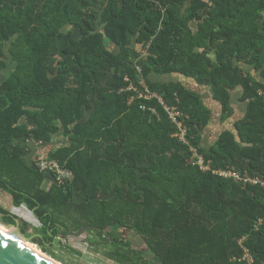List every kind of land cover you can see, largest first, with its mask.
<instances>
[{"label":"trees","instance_id":"trees-1","mask_svg":"<svg viewBox=\"0 0 264 264\" xmlns=\"http://www.w3.org/2000/svg\"><path fill=\"white\" fill-rule=\"evenodd\" d=\"M172 73L208 87L222 120L239 88L242 117L199 146L211 110L181 82L151 78ZM139 81L181 113L188 144L156 98L126 89ZM258 90L264 0H0V190L40 221L44 241L33 240L44 252L59 224L62 234L114 242L106 254L119 264H141L115 227L139 236L159 264H264V188L200 170L189 149L210 169L261 173ZM59 130L67 143L47 156L73 178L44 189L24 142L47 144Z\"/></svg>","mask_w":264,"mask_h":264},{"label":"rangeland","instance_id":"rangeland-1","mask_svg":"<svg viewBox=\"0 0 264 264\" xmlns=\"http://www.w3.org/2000/svg\"><path fill=\"white\" fill-rule=\"evenodd\" d=\"M171 76L173 81H179L182 84H185L188 88L196 85V82L193 79L183 75L172 73ZM255 76L257 77L256 74ZM188 82L192 83V86L189 85ZM196 86L203 87L204 85L197 84ZM192 90L195 89L192 88ZM239 93V88L232 91V105H234V103L238 105L237 98ZM212 118L213 119L206 128H208V126L212 127L214 132L217 133L219 130L217 129L218 124H221V127L233 128L232 123L236 116H230L219 123L218 112H213ZM44 187L46 186L44 185ZM0 206L10 211V213L17 217L16 220L18 222V226L19 228H23L26 235L36 233V231L41 228L42 224L40 221L34 217L25 205L17 207L12 206L10 195L6 192H2V190H0ZM67 223L69 224V221H67ZM57 226L60 236H56L51 243L46 241V244L44 245L45 249H47L46 252H44L41 248L40 242H34V240L30 242L35 244L41 251L61 264H119L116 261L109 259L106 254L115 247L114 242L105 241L97 234L89 230H80L62 234L61 232L66 231L65 228L59 224ZM113 232L116 236L120 235L123 237L124 241L129 243V246H125L124 249H129L127 254L134 261L140 258L139 262L141 264H159L157 259L151 255L150 251H148L146 245L139 236H136L131 231H121L115 227L113 228ZM135 252H137L136 255Z\"/></svg>","mask_w":264,"mask_h":264},{"label":"built area","instance_id":"built-area-1","mask_svg":"<svg viewBox=\"0 0 264 264\" xmlns=\"http://www.w3.org/2000/svg\"><path fill=\"white\" fill-rule=\"evenodd\" d=\"M126 81H128L127 77H124ZM141 87L138 89L133 86L131 83L126 87L127 90H132L138 98L141 99H151L156 98L157 101L162 105L163 109L167 112L170 120L175 123L178 130L173 136L177 137V139L183 143L188 144V140L186 138V129L182 121L180 120L181 113L177 110L175 106L167 105L162 97L155 91L150 90L143 81H139ZM258 94L264 100V91L258 90ZM133 99V96L129 98V102ZM141 109H144V105H140ZM153 113H155L154 109H151ZM190 151L192 152L193 163L196 164L200 170L207 171L211 170V172L215 175H218L223 178H232L242 186H259L264 188V170L259 174H249L246 171H239L234 168H219V169H210L209 164L205 162L203 156L196 150L195 147L190 146ZM34 165L37 170L43 173H49L52 175L53 180L56 184L66 185L70 183L73 178V173L66 167L61 166L58 161L53 158L48 157L43 153H39L34 158ZM262 222V219L259 218L255 225L257 228ZM246 237L243 236L237 240L238 245L242 248V259H245L247 262L252 261L251 255L244 244Z\"/></svg>","mask_w":264,"mask_h":264},{"label":"crops","instance_id":"crops-1","mask_svg":"<svg viewBox=\"0 0 264 264\" xmlns=\"http://www.w3.org/2000/svg\"><path fill=\"white\" fill-rule=\"evenodd\" d=\"M171 77H172L171 74H161V75H155V76L153 75L151 78H152V80L170 81V80H172ZM188 84L192 86V83L188 82ZM183 85L185 87H187L185 84H183ZM196 85L192 86L191 88H188V87L187 88L190 90H192V88L195 89L193 91L197 92L200 95V98H201L202 102L204 103V105L207 106L210 110L212 109L210 121L213 119L212 118L213 112H218V122L219 123H220V121L222 122V119L220 118V116H221L220 108H219L218 104L213 101V99L211 97L210 89L206 86L205 87L204 86L203 87H197ZM237 103H238V105L236 103H234V105H232V103H231V106L233 109L231 116L232 117L236 116L234 121L239 119L240 117H242V115L244 113V105L240 101H238V99H237ZM210 121H209V123H210ZM206 127L201 132L200 143H199V146H201V147H208L215 140L217 135L222 130L228 129L226 127H221V124H218L217 129H219V130L217 133H215L214 129L212 127H209V126H208V128H206ZM66 143H67V140L61 134V130H59L58 133L54 134L51 141L47 144L39 143V142H36L35 140H28V141L24 142V144L27 146L28 150L30 151L27 159L29 161H34V158L37 154L43 153V154L47 155L48 152L51 151L52 149H54L58 146H61L63 144H66ZM52 183H54L53 177L49 173H45V179L42 183V187L44 189H48ZM44 185L46 187H44ZM2 192H4V191H2ZM11 203H12V201H11ZM12 206H13V204H12ZM69 233H71V232H69Z\"/></svg>","mask_w":264,"mask_h":264},{"label":"water","instance_id":"water-1","mask_svg":"<svg viewBox=\"0 0 264 264\" xmlns=\"http://www.w3.org/2000/svg\"><path fill=\"white\" fill-rule=\"evenodd\" d=\"M0 224L4 225L6 228H12L15 234H17L19 237L29 242L36 237H42L38 233H33L30 235L23 234L19 229L16 218H15V225H13L4 219V214L2 212H0ZM0 264H56V263L44 256L35 253L26 246L20 244L15 239H13V237L0 232Z\"/></svg>","mask_w":264,"mask_h":264},{"label":"bare ground","instance_id":"bare-ground-1","mask_svg":"<svg viewBox=\"0 0 264 264\" xmlns=\"http://www.w3.org/2000/svg\"><path fill=\"white\" fill-rule=\"evenodd\" d=\"M0 232L13 237V239H15L17 242L26 246L27 248L34 251L35 253L50 259L51 261L55 262L56 264H61L60 262L54 260L53 258L49 257L47 254H45L43 251H41L35 244L19 237L17 234L14 233L12 228H6L4 225L0 224Z\"/></svg>","mask_w":264,"mask_h":264},{"label":"flooded vegetation","instance_id":"flooded-vegetation-1","mask_svg":"<svg viewBox=\"0 0 264 264\" xmlns=\"http://www.w3.org/2000/svg\"><path fill=\"white\" fill-rule=\"evenodd\" d=\"M36 233H38V234H40L41 235V233L40 232H37L36 231ZM42 236V235H41ZM36 238H38L40 241H44L42 238H43V236L42 237H36ZM53 242V241H52ZM45 244H46V242H45Z\"/></svg>","mask_w":264,"mask_h":264}]
</instances>
